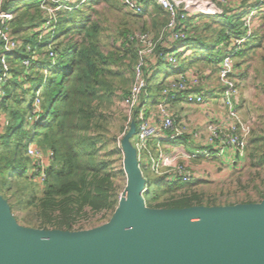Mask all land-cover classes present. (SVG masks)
<instances>
[{
  "label": "trees",
  "instance_id": "16d2710c",
  "mask_svg": "<svg viewBox=\"0 0 264 264\" xmlns=\"http://www.w3.org/2000/svg\"><path fill=\"white\" fill-rule=\"evenodd\" d=\"M42 1L1 0V10L12 15L9 27L21 46L8 58L11 76L1 87L0 195L17 223L36 229L64 231H74L78 225L81 230L91 226L95 220L109 221L122 191L117 180L124 172L115 164L121 161L122 153L116 145L109 148L116 140L109 131L110 112L113 97L127 98L133 80L137 47L129 37L135 31L130 32L127 27L118 28L114 49L105 53L98 39V23L81 10V6L77 7L78 3L49 1L50 7L60 8L55 13L53 31L42 36L39 29L48 18L40 7ZM142 1L145 11L151 7L158 21L153 20L151 24L154 30L141 32L158 33L167 21L166 15L155 0ZM225 17H216L202 25L205 30H210L212 23L220 24L219 28L211 29L214 35L210 42L198 34L200 15L187 20L188 36L183 46L188 49L177 55L185 63L176 68V73H183L200 57L205 63L218 65L216 53H225L231 38L243 37L242 16ZM40 35L42 37L38 39ZM60 38V42L47 49L52 41ZM252 43L253 39L245 41L235 58L244 56ZM26 46L30 47V52L26 51ZM221 46L223 49L215 52ZM163 50L159 47L157 54ZM189 50L195 51L196 57L188 55ZM31 57L35 59L24 66L22 62L31 60ZM162 64L157 65L149 80L148 90L152 96L154 94V101L161 84L152 82ZM124 66L131 70L130 79L125 78L122 72ZM36 96L39 99L38 111L34 110ZM123 118L126 120L125 116ZM263 139L261 134H253L249 138L252 167L264 165ZM179 141L184 143L186 140L177 139L171 143ZM25 143L44 153H53L42 187L27 174L26 168H30L31 161L26 155ZM144 176L146 189L142 197L146 207L151 209L251 203H220L217 199L205 201L201 193L193 191V184L167 181L165 175L145 173ZM254 188L259 199H263L264 190L259 186Z\"/></svg>",
  "mask_w": 264,
  "mask_h": 264
},
{
  "label": "built area",
  "instance_id": "2783aa9c",
  "mask_svg": "<svg viewBox=\"0 0 264 264\" xmlns=\"http://www.w3.org/2000/svg\"><path fill=\"white\" fill-rule=\"evenodd\" d=\"M49 1L74 4L77 0L42 1L40 7L48 17L39 29L42 36L53 31L55 12L60 8L49 7ZM119 1L133 15L145 12L142 0ZM155 2L166 15L165 25L156 34L135 32L129 37V41L137 47V60L125 100L126 124L118 139V148L122 153L120 145L122 136L132 131L130 141L133 140L136 159L144 180L145 173L149 172L154 176L165 175L167 181L192 184L199 181L201 176L186 162L218 160L223 164H237L245 157L251 126L243 119L237 108L239 93L233 78L234 59L240 46L245 41L254 39L255 29L259 27L257 16L264 9V0H155ZM246 4H254L255 7L250 10L246 8ZM222 7L228 8L227 15H232L235 10L238 14L244 10L248 11L241 18V30L244 34L240 39L231 38L230 44L224 49L225 55L217 65L219 112L208 116L201 129L192 128L187 122L179 120V113L174 109V105L177 103H183L185 106L205 105L206 99L203 94L194 91L201 85L200 75L183 72L165 78L160 83L155 101L148 90L149 77L160 62L175 73L179 65L177 55L187 50L182 45L188 36L187 20L199 15H223L225 10ZM11 19V14L1 10L0 0V96L3 94L2 85L11 76L8 58L21 46L20 41L11 33L9 27ZM51 47L48 45L47 49ZM159 47L164 50L157 54ZM218 48L223 49L222 46ZM26 51L30 52L29 46H26ZM52 56L53 53L50 52V57ZM34 59L35 57H31V60H24L22 64L28 66ZM37 96L34 101L35 111H38L39 105ZM183 138L186 143L180 152L170 155L163 152L164 144H171V141ZM26 155L31 161L28 175L35 184L42 187L47 179V169L53 153H44L29 144ZM145 189L146 184L143 190Z\"/></svg>",
  "mask_w": 264,
  "mask_h": 264
},
{
  "label": "water",
  "instance_id": "95a60500",
  "mask_svg": "<svg viewBox=\"0 0 264 264\" xmlns=\"http://www.w3.org/2000/svg\"><path fill=\"white\" fill-rule=\"evenodd\" d=\"M131 136L120 142L125 187L101 226L77 232L24 228L0 195V264H264V198L148 208Z\"/></svg>",
  "mask_w": 264,
  "mask_h": 264
},
{
  "label": "rangeland",
  "instance_id": "374dc122",
  "mask_svg": "<svg viewBox=\"0 0 264 264\" xmlns=\"http://www.w3.org/2000/svg\"><path fill=\"white\" fill-rule=\"evenodd\" d=\"M44 1V0H43ZM81 1V3H80ZM75 3H78L77 7H80L81 10H85L87 15L91 17L94 21H96L100 27V32L98 34L99 43L101 45V49L103 52H108L114 49L115 41L118 39V28L127 27L128 30L141 32L148 31L151 29V24L153 20L158 21L152 12V8L148 6L143 16L133 15L130 11L123 7V5L119 2V0H77ZM74 3V4H75ZM81 4V5H80ZM50 7V6H49ZM255 7L254 4L248 5L246 4V8H250V10ZM225 10L223 15H200L201 20H199V30L198 34L202 38H206V42H210L213 38L214 33L211 31L212 28H219L220 24L218 22L212 23V28L210 30H205L203 28V24L210 23L216 17H224L230 19L233 16L241 15L243 18L248 11L244 10L239 14L236 13V10L233 11L231 17H228L226 13L227 7H222ZM259 12V11H258ZM56 13V12H55ZM143 14V13H142ZM141 14V15H142ZM134 16V17H133ZM136 16V17H135ZM139 16V17H138ZM197 17V16H195ZM194 18V17H192ZM191 19V18H190ZM216 21V20H215ZM263 21V20H262ZM264 23V22H262ZM260 24L258 23V26ZM187 26V23H186ZM264 26V24H263ZM159 27V26H158ZM153 29V28H152ZM154 30V29H153ZM261 30V31H260ZM257 32H260L258 34ZM256 32V37L253 39L254 43L250 44L249 51H246V54L242 57H236L234 59V71L233 78L236 82L239 96L237 98V108L240 112V115L243 117L245 121H247L251 126V134H257L264 137V28H259ZM156 34V33H155ZM42 36L38 37L40 39ZM62 40L55 39L49 45H53ZM78 40V37L75 38ZM252 40V39H250ZM184 45V43L182 44ZM188 49V48H187ZM219 51V48L215 49V52ZM195 51L189 50L188 55H196ZM225 53L217 52L216 59L218 58V63L222 60ZM187 56V55H186ZM185 56V57H186ZM196 57V56H195ZM193 57V59H195ZM206 58V55L204 56ZM181 59V58H180ZM198 62L190 65L195 66L200 77H203L204 73L208 72L209 80L208 82L212 86H216L215 91L219 92L218 81L216 76L215 67L216 64L212 63H202L203 58L200 57ZM193 62V60H191ZM185 63L182 60H179V67ZM156 67V66H155ZM125 78L130 79V69L124 66L121 68ZM159 72L156 73V78L152 82V84L161 83L166 77L174 76L176 74L170 71V68L164 64L160 65ZM121 71V70H120ZM189 70H185L183 72H188ZM163 78V80H162ZM152 79V74L149 77V80ZM131 81V80H130ZM129 81V82H130ZM117 83V81H115ZM150 83V81H149ZM129 85V84H128ZM157 85V84H156ZM153 93V92H152ZM154 96V94H153ZM125 100L124 98H118L116 95L113 97L114 104L112 105V113L110 117V134L116 138L115 143L109 147L113 149L116 145L118 146V138L122 134L125 129L126 120H124V116L126 117V108H125ZM150 104V103H149ZM151 105V104H150ZM125 135L122 136V138ZM28 143L24 144V149L27 147ZM131 147L134 148L133 140L130 141ZM261 149L264 151V139L261 140ZM251 145L248 144L245 157L237 164H223L218 160H210V161H198V162H186L187 165L191 166L193 170L197 171L200 174V183L196 182L193 184V191L197 193H201L204 196V200L207 199H217L220 203H231V202H251L245 204H256L261 200L258 197V194L255 190V186H259L264 190V165L259 167L250 166V157L249 153L251 151ZM163 152L165 154H169V150L164 149ZM144 161V158L143 160ZM117 169L122 168V159L121 161H116ZM115 166V165H114ZM196 168L198 170H196ZM27 174H29V167L26 168ZM123 169V168H122ZM149 174V172H146ZM151 175V174H150ZM120 184V188L122 191L125 187V174L117 180ZM121 191V192H122ZM243 204V203H238ZM236 205V204H234ZM223 206V205H221ZM108 221L100 220L96 221L90 226H85L83 229H79L78 225L75 227V230L72 232L89 230L94 227L101 226L102 224ZM17 223V222H16ZM19 226L28 229H36L33 227H27L20 223H17ZM80 225V224H79ZM43 230H54V229H43Z\"/></svg>",
  "mask_w": 264,
  "mask_h": 264
},
{
  "label": "crops",
  "instance_id": "0c3cea01",
  "mask_svg": "<svg viewBox=\"0 0 264 264\" xmlns=\"http://www.w3.org/2000/svg\"><path fill=\"white\" fill-rule=\"evenodd\" d=\"M257 23H259V27L255 29V33L257 32V30L259 28L263 29L264 26L262 22H264V9L259 12L258 16H257ZM263 20V21H262ZM261 31V30H260ZM258 34H260V32H257ZM261 35V34H260ZM256 37V34H255ZM254 37V38H255ZM259 37V36H258ZM264 37V36H263ZM187 55V54H186ZM202 63H205L204 61ZM196 68L195 66H191L188 68V72L190 73H197L199 74V72L194 69ZM217 71V67L215 68ZM209 73L207 72V74L204 73L203 77H201V85L198 88V90H200L199 92H201L204 96V98L206 99V103L203 107L200 106H185L183 103H177L174 105V109H176L179 113V120L182 122H187L188 124H190L192 126V128H202L203 123L205 122L206 118L210 115H216L219 112V107H218V91L216 92V86H212L210 85V83L208 82L209 80ZM163 78H167V74L166 77ZM162 78V80H163ZM215 88V89H214ZM186 141L184 143H181L179 141V143L176 144H164L163 145V150H169V155L170 154H175L177 152H180ZM167 155V154H166Z\"/></svg>",
  "mask_w": 264,
  "mask_h": 264
}]
</instances>
